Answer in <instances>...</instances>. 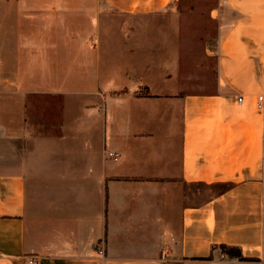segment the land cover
<instances>
[{
  "label": "crops",
  "instance_id": "crops-1",
  "mask_svg": "<svg viewBox=\"0 0 264 264\" xmlns=\"http://www.w3.org/2000/svg\"><path fill=\"white\" fill-rule=\"evenodd\" d=\"M178 1L0 0V264H264V0H220L203 93L142 72Z\"/></svg>",
  "mask_w": 264,
  "mask_h": 264
},
{
  "label": "rangeland",
  "instance_id": "rangeland-1",
  "mask_svg": "<svg viewBox=\"0 0 264 264\" xmlns=\"http://www.w3.org/2000/svg\"><path fill=\"white\" fill-rule=\"evenodd\" d=\"M219 4L220 0H179L173 10L165 11L168 14L146 21L144 28L133 24L132 28L142 27L140 29L148 31V35L142 38L147 46L139 54L147 62V68L142 69V72H146L149 78L162 76L170 79L184 92L203 93L211 90L215 80ZM106 14L104 19H93L91 26L93 24L104 31L110 26L119 28L124 23L123 18L115 17L110 12ZM6 25V21L2 23L0 20V40L3 39L2 32L5 34L4 30L7 29ZM95 34L87 38L85 50L88 60L86 76L93 79L108 76V69L104 66V61L107 60V57L104 60L105 35L102 33L98 37L99 34ZM98 47L100 66L96 63ZM12 57L11 49L8 53H0V64H8L7 60ZM1 107L0 98V110Z\"/></svg>",
  "mask_w": 264,
  "mask_h": 264
},
{
  "label": "built area",
  "instance_id": "built-area-1",
  "mask_svg": "<svg viewBox=\"0 0 264 264\" xmlns=\"http://www.w3.org/2000/svg\"><path fill=\"white\" fill-rule=\"evenodd\" d=\"M238 102H241V98L238 99ZM262 104H263V96H259L257 98V102H256V109L257 110H261L262 109ZM107 156L111 160L116 161L118 159V157H119V154L111 152V153H108ZM262 169H263V173H264V157L262 159ZM98 253L99 254H103V250L102 249L98 250ZM27 264H37L36 258L35 257L28 258Z\"/></svg>",
  "mask_w": 264,
  "mask_h": 264
},
{
  "label": "trees",
  "instance_id": "trees-1",
  "mask_svg": "<svg viewBox=\"0 0 264 264\" xmlns=\"http://www.w3.org/2000/svg\"><path fill=\"white\" fill-rule=\"evenodd\" d=\"M221 250L223 252H225L228 257L233 258V259H237L240 261L245 260V258H243L240 249L235 248V247H226V246H222Z\"/></svg>",
  "mask_w": 264,
  "mask_h": 264
}]
</instances>
